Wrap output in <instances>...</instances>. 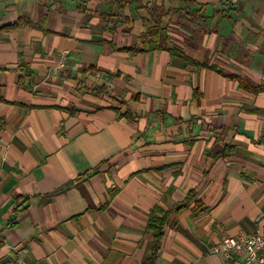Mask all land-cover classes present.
<instances>
[{
    "label": "crops",
    "instance_id": "0c3cea01",
    "mask_svg": "<svg viewBox=\"0 0 264 264\" xmlns=\"http://www.w3.org/2000/svg\"><path fill=\"white\" fill-rule=\"evenodd\" d=\"M196 3L0 0V264H142L154 207L155 264L264 232V0Z\"/></svg>",
    "mask_w": 264,
    "mask_h": 264
},
{
    "label": "trees",
    "instance_id": "16d2710c",
    "mask_svg": "<svg viewBox=\"0 0 264 264\" xmlns=\"http://www.w3.org/2000/svg\"><path fill=\"white\" fill-rule=\"evenodd\" d=\"M102 1L108 2L109 4H111V7H115L119 11L124 9L127 5H131L134 2H136V0H102ZM180 1L186 8L190 21L193 20L194 22H196L200 20H205L207 18L201 15L200 13L201 7H199L198 9L196 8V6H198V4L196 3V0H180ZM192 7H195L196 9L191 10L190 8ZM168 14H169V10L167 11L165 9L163 1H162L161 7L155 4L152 7V9H148V15H149L150 21L153 23V28L156 30L155 32L156 35L160 36L159 34L160 33V30H159L160 22L161 20L163 21L168 16ZM127 51L131 53H136L140 51V49H138L137 47H131V48H128ZM202 66L206 67L205 64H203ZM213 69L217 71L218 73H221L216 68L213 67ZM238 80H239L238 82H239L240 87L252 94H258L260 92H264V80L256 85L251 83L248 80H244L241 78H239ZM93 91H96L97 95H100V94L104 95L103 87L102 88L94 87ZM194 96L195 97L197 96L196 92H194ZM124 115L126 118L131 117L128 112H126ZM167 215L168 213L161 210L159 207H154L150 211L146 231L151 232L153 241L150 245L148 254L146 258L144 259V261L142 262V264H155L156 254L159 250L160 243H161V240L164 234V227L167 221Z\"/></svg>",
    "mask_w": 264,
    "mask_h": 264
},
{
    "label": "built area",
    "instance_id": "2783aa9c",
    "mask_svg": "<svg viewBox=\"0 0 264 264\" xmlns=\"http://www.w3.org/2000/svg\"><path fill=\"white\" fill-rule=\"evenodd\" d=\"M61 65L63 59H61ZM222 263L230 264L238 257H244L243 264H264V232L248 236H227L212 249Z\"/></svg>",
    "mask_w": 264,
    "mask_h": 264
},
{
    "label": "rangeland",
    "instance_id": "374dc122",
    "mask_svg": "<svg viewBox=\"0 0 264 264\" xmlns=\"http://www.w3.org/2000/svg\"><path fill=\"white\" fill-rule=\"evenodd\" d=\"M221 46H222V41H221ZM223 49L226 50V48L222 47L221 48V51H224Z\"/></svg>",
    "mask_w": 264,
    "mask_h": 264
}]
</instances>
